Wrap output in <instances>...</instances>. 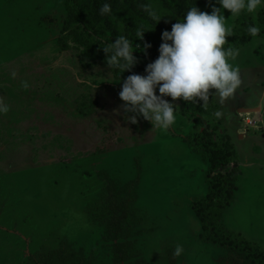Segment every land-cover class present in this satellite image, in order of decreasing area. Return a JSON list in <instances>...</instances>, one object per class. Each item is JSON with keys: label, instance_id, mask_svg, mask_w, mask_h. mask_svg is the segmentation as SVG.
I'll return each mask as SVG.
<instances>
[{"label": "rangeland", "instance_id": "rangeland-1", "mask_svg": "<svg viewBox=\"0 0 264 264\" xmlns=\"http://www.w3.org/2000/svg\"><path fill=\"white\" fill-rule=\"evenodd\" d=\"M65 2L0 0V97L10 108L0 115V264H35L37 254L69 245L83 248L99 264H114V243L103 240V226L90 218L87 204L107 184L102 172L125 183L136 178L138 165L136 207L143 221L130 238L131 262L250 264L235 251L200 238L202 226L191 203L208 192V164L183 141L193 122L182 114L181 103L175 124L166 131L153 129L142 117L131 124L119 97L123 81L110 67L98 62L86 68L79 50L59 48ZM153 7L169 14L150 31V44L158 50L162 32L171 31L176 21L159 1ZM224 16L235 27L228 10ZM252 16L264 21V8ZM258 24L256 43L264 39V23ZM80 110L92 113L83 116ZM247 112L241 118L247 132L264 133V110ZM223 117L229 125V117ZM207 120L217 126L218 138L226 136L220 118ZM256 155L264 158V149ZM262 168L244 166L223 223L264 249ZM178 243L184 251L174 257Z\"/></svg>", "mask_w": 264, "mask_h": 264}, {"label": "trees", "instance_id": "trees-1", "mask_svg": "<svg viewBox=\"0 0 264 264\" xmlns=\"http://www.w3.org/2000/svg\"><path fill=\"white\" fill-rule=\"evenodd\" d=\"M154 0H66V19L58 39L62 51L76 49L80 51L83 66L92 67L94 64L106 63L102 47L115 42L117 35L123 34L130 40L136 39V29L144 24L147 29H159L160 23L149 19L142 5L152 4ZM166 9L173 20L182 19L186 11L195 6L204 12H211L209 0H156ZM214 2V0H213ZM109 3L112 15H101L100 7ZM219 7V5H216ZM238 17L233 28L231 40L224 47L241 48L248 44L251 37L247 28L257 22L252 15ZM151 31V30H150ZM150 31L144 33L143 40H135L140 48L145 42L152 43ZM153 45V44H152ZM140 50V49H137ZM137 63L131 71L120 72L113 68V76L117 80L127 78L131 74L146 75L148 63L154 62L159 52L151 46L147 52L135 51ZM108 65V64H107ZM213 91V90H211ZM157 94L158 89H157ZM176 105L181 103L182 114L193 122V129L183 138L185 145L199 155L208 164L206 173L209 185L206 196L195 198L191 207L202 226L200 238L207 243L227 247L237 253V256L249 261L250 264H264V249L257 242L231 231L223 223V215L231 205L239 190V179L242 175L240 159L228 135L218 138L215 131L217 126H211L208 116H214L219 104L214 93L210 92L207 102L189 101L182 99L171 101ZM92 111L80 110V115L87 116ZM135 179L125 183L115 181L106 172H102L107 182L98 197L87 204L90 218L103 226V240L113 242L114 264H148L144 260L131 262L134 258V243L130 240L138 233L137 227L142 223L143 216L136 207L139 199L140 177L142 166L138 165ZM35 264H99L86 256L83 248L75 250L70 245L60 249L50 250L34 256Z\"/></svg>", "mask_w": 264, "mask_h": 264}, {"label": "clouds", "instance_id": "clouds-1", "mask_svg": "<svg viewBox=\"0 0 264 264\" xmlns=\"http://www.w3.org/2000/svg\"><path fill=\"white\" fill-rule=\"evenodd\" d=\"M209 4L210 13L192 6L182 19H177L171 31L162 32L159 56L147 64L146 75L131 74L124 79L119 97L124 102L123 111L131 114L126 115L131 124H136L142 117L152 124L153 129L166 131L175 124L179 109L165 97H170L171 101L207 102L210 92H215L224 100L232 97L241 84L239 69L234 63L240 49L224 47L229 44L226 37L233 36L234 27L228 23L229 19H225L224 10H228L233 19L242 13L254 15L258 9L264 8V0H209ZM142 8L156 24L169 15L160 13L152 4L142 5ZM99 11L102 16L112 15L109 3H104ZM150 30L153 29L146 30L144 24L139 25L135 40H143L144 33ZM247 32L255 38L261 34V27L259 24L250 25ZM134 41L120 34L115 42L102 47L111 70L115 68L120 74L131 71L137 63L133 53H146L151 47L145 42L140 48ZM12 75L15 77V73ZM24 87H27L26 82ZM9 110V105L0 97V115ZM214 115L218 119L221 112L217 111ZM183 251V246L178 243L173 256L180 257Z\"/></svg>", "mask_w": 264, "mask_h": 264}, {"label": "crops", "instance_id": "crops-1", "mask_svg": "<svg viewBox=\"0 0 264 264\" xmlns=\"http://www.w3.org/2000/svg\"><path fill=\"white\" fill-rule=\"evenodd\" d=\"M238 49H240V54L234 63L238 66L241 84L232 97L224 100H221L218 93H213L216 102L219 104L218 111L221 112L222 116L220 119L227 128L226 135L230 137L238 152L240 168H242L243 173L246 164L253 163L256 166L259 165L260 168L264 166V158L259 160L256 155L257 150L264 149V133L256 130H251L252 132L249 133L245 124L241 122L242 113L264 110V39L262 42L256 43L255 38H253L248 44ZM223 116L229 117L227 120L229 125ZM247 125L251 128L256 127L250 125V122ZM250 153L251 156H249ZM253 156L257 159V164L252 162ZM262 169L264 171V168ZM241 176L243 177V175Z\"/></svg>", "mask_w": 264, "mask_h": 264}, {"label": "built area", "instance_id": "built-area-1", "mask_svg": "<svg viewBox=\"0 0 264 264\" xmlns=\"http://www.w3.org/2000/svg\"><path fill=\"white\" fill-rule=\"evenodd\" d=\"M252 124V123H251ZM253 126V125H252Z\"/></svg>", "mask_w": 264, "mask_h": 264}]
</instances>
